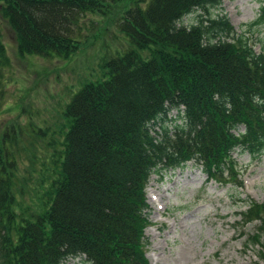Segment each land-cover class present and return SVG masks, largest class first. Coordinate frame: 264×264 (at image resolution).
<instances>
[{
  "label": "trees",
  "instance_id": "1",
  "mask_svg": "<svg viewBox=\"0 0 264 264\" xmlns=\"http://www.w3.org/2000/svg\"><path fill=\"white\" fill-rule=\"evenodd\" d=\"M220 6L221 0H0V19L19 56L71 61L85 45L80 25L88 15L106 18L127 43L101 61L99 76L72 90L62 150L50 156L46 184L24 208L16 199L22 191L14 158L9 162L0 148V264H149L152 175L161 179L193 162L207 181L233 182L235 152L264 155V51L256 53L245 33L214 14ZM260 13L249 29L264 24V7ZM192 14L195 22L183 25ZM9 65L0 41V79ZM245 205L238 222L258 223L248 246L258 247L264 261V203Z\"/></svg>",
  "mask_w": 264,
  "mask_h": 264
},
{
  "label": "rangeland",
  "instance_id": "2",
  "mask_svg": "<svg viewBox=\"0 0 264 264\" xmlns=\"http://www.w3.org/2000/svg\"><path fill=\"white\" fill-rule=\"evenodd\" d=\"M261 7L264 0H221L214 14L226 17L238 34L245 33L259 53L264 51V24L250 29L249 25L260 18ZM195 20L192 14L182 24ZM80 27L85 45L71 61L43 60L19 56L12 32L0 19V41L10 61L0 79V148L9 162L14 158L17 191H22L16 199L22 208L36 200L46 184L45 173L53 169L48 166L50 156L56 158L62 150L63 111L72 90L99 76L101 61L127 46L106 18L88 15ZM175 116L173 111L169 118ZM233 158L238 175L233 182L207 181L193 162L164 173L161 179L151 176L146 188L150 225L145 230L149 264H264L258 247L248 246L258 223L238 222L246 201L264 203V155L252 159L235 152ZM64 264L86 263L76 258Z\"/></svg>",
  "mask_w": 264,
  "mask_h": 264
}]
</instances>
